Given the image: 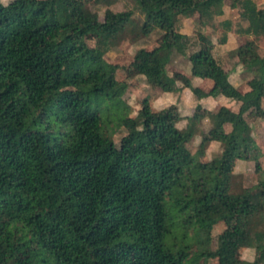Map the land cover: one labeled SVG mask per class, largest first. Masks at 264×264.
Here are the masks:
<instances>
[{"label": "trees", "instance_id": "obj_1", "mask_svg": "<svg viewBox=\"0 0 264 264\" xmlns=\"http://www.w3.org/2000/svg\"><path fill=\"white\" fill-rule=\"evenodd\" d=\"M135 2L143 15L163 17L165 30L161 42L134 54L135 73L163 92L186 87L196 99L239 103L237 111L219 106L208 114L211 125L200 134L199 148L218 141L219 154L201 161L186 147L201 118L197 109L178 128L166 109L152 111L147 97L134 116L120 118L125 133L117 145L101 129V108L113 97L121 104L126 90L103 54L131 12L106 9L100 21L80 0H0V264H264V176L233 192L230 171L233 159L260 169L245 114L264 119V55L252 39L234 47L249 75L241 92L211 45L198 44L187 54L189 72L211 86L189 78L177 85L165 65L191 43L171 18L197 13L201 22L222 14L224 0ZM234 5L245 21L236 33L264 36V9L254 0ZM153 27L144 21L139 30L147 35ZM248 246L255 257L237 258Z\"/></svg>", "mask_w": 264, "mask_h": 264}, {"label": "rangeland", "instance_id": "obj_2", "mask_svg": "<svg viewBox=\"0 0 264 264\" xmlns=\"http://www.w3.org/2000/svg\"><path fill=\"white\" fill-rule=\"evenodd\" d=\"M7 3L10 0H1ZM85 8L97 14L98 20L102 21L106 9L113 12L129 11L131 15L123 29L116 35L110 43L108 49L103 54V59L118 67L115 71V79L126 83V90L120 95L121 104L117 98L113 97V104L103 105L101 108V129L108 133L115 145L120 137L125 133V128L121 125L120 118L123 115L134 116L139 109V102L143 97L148 98L149 107L152 111L166 109L169 119H175L178 128H183L187 122V117L194 114L195 109L201 115L194 135L186 144L191 154L196 155L201 161L209 160L219 154L222 143L211 141L209 145L201 150L199 148L200 134L205 132L211 125L208 114L213 113L219 106H227L237 111V102L223 99L221 97H209L207 99H196L190 90L183 87L178 92H163L160 88L149 85L145 78L135 73L129 64L134 54L140 49H150L162 41L165 30L161 26L163 17L143 15L135 0H80ZM258 7L264 9V0H254ZM238 5L231 6V0H224L222 14L211 15L203 18L200 22L197 13L190 15L178 14L171 18L173 27L180 33L185 34L191 43L183 54L172 52L169 62L165 65L166 72L177 78V85L184 83L189 78L192 85H198L207 90L209 86L203 84L202 79L191 77L189 72V61L187 54L194 50L198 44L209 43L212 54L219 59L221 67L229 71L236 61L233 54L235 46L241 44L246 39H252L257 47L259 55H264V36L240 35L236 33V28L243 26L245 21L241 19ZM224 20L229 21V27L224 26ZM144 21L153 23V29L147 35L140 33L139 27ZM225 35V41L221 42V37ZM84 41L89 47L95 46L93 36H87ZM237 63V62H236ZM236 65V64H234ZM246 74V73H245ZM248 75V74H246ZM249 76V75H248ZM195 80V81H194ZM126 105V107L123 106ZM264 106V103H263ZM251 123L252 135L258 145L261 156L258 161L260 169L254 168L252 160L233 159L230 171L233 173L232 190L238 192L243 187H250L264 176V119L255 118L253 113L245 114ZM225 133L231 131V125H223ZM223 230V225L217 224L212 227L210 247L216 245V234ZM264 230V229H263ZM237 258L252 260L255 251L252 246L240 247L236 250ZM215 260L207 259L204 264H215Z\"/></svg>", "mask_w": 264, "mask_h": 264}, {"label": "crops", "instance_id": "obj_3", "mask_svg": "<svg viewBox=\"0 0 264 264\" xmlns=\"http://www.w3.org/2000/svg\"><path fill=\"white\" fill-rule=\"evenodd\" d=\"M237 59H236V61L233 63V65L230 67V70L228 71V73H229V79H230V81L235 85V86H237V89L239 90V91H241V92H245L247 89H248V87H247V85H246V82H247V80L249 79V76L248 75H246L245 73H243L242 71H241V67L239 66V65H237ZM234 64H236V65H234ZM225 70V69H224ZM227 71V70H226ZM196 79V78H195ZM197 79H199V78H197ZM195 81V80H194ZM202 81H203V84H207L209 87L211 86V84H212V82H211V80H209V79H202ZM192 82V81H191ZM198 86V85H197ZM198 87H200V86H198ZM207 98H209V97H206L205 99H207ZM221 98H223V99H227V98H224V97H221ZM227 100H229V99H227ZM230 101H233V100H230ZM234 102H236V101H234ZM237 104H238V106H239V103L237 102ZM223 106H225V105H223ZM225 107H227V106H225ZM228 108V107H227ZM230 109V108H229ZM237 109H238V107H237ZM230 110H232V111H235V110H233V109H230Z\"/></svg>", "mask_w": 264, "mask_h": 264}]
</instances>
